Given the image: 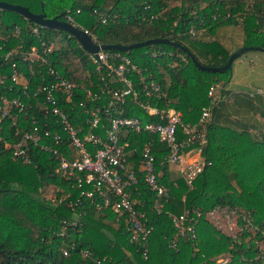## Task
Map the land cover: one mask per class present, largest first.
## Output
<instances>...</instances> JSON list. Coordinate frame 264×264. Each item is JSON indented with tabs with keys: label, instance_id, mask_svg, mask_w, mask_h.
<instances>
[{
	"label": "trees",
	"instance_id": "obj_1",
	"mask_svg": "<svg viewBox=\"0 0 264 264\" xmlns=\"http://www.w3.org/2000/svg\"><path fill=\"white\" fill-rule=\"evenodd\" d=\"M0 2L26 7L34 14L43 11L48 18L59 17L63 21L69 11L75 24L87 31L98 45L127 46L151 39L174 42L175 45L137 48L141 50L138 57L133 55L137 49L130 50L128 55L143 70L154 74L167 93V100L159 106L174 107L181 114L182 125L197 123L203 108L209 104V88L228 81L230 71H201L190 57L203 66L225 65L231 53L216 39L220 28L238 27L242 31L243 47L264 49V0ZM34 26L21 15L0 9V73L9 78L11 64L16 62L31 92L42 83V76L46 77L44 82L51 81L46 75L48 64L38 68L37 64L25 63L20 58V54L30 51L32 46H39V38L31 32ZM201 31L209 36L206 40H200L193 33ZM40 38L46 42L58 41L49 59L53 69L86 87L95 84L97 75L88 62L87 52L80 45L71 46L69 40L73 37L69 33L53 30L49 35L43 27ZM12 49L16 52L5 62V55ZM77 62L83 64L91 79L78 80ZM127 109L126 116L138 117L145 122L152 120L131 103ZM104 125L107 127V123ZM23 126L20 130L15 127L6 130L5 139L11 143L18 141L29 131L31 124L28 122ZM181 129L179 126V140L185 139ZM130 138L137 144V151L129 157L137 176L132 198L151 228L146 259L142 257V245L130 241L124 223L117 221L110 209L96 210L88 200H83V208L68 206V201L78 197L74 180L56 172L57 163L48 153L32 148L31 162L24 164L13 160L11 149L0 144V264H217L226 257L230 258L229 264H264V253L259 254L258 246L247 241L245 232L238 233V243L205 218L198 223V250L195 253L186 240L178 243L177 250L169 247L174 236L169 215L178 216L184 209L196 208L206 213L218 207L234 208L264 230V137L256 139L247 132L210 122L207 144L201 155L211 165L193 180L191 188L169 170V165L161 164L167 149L157 137L132 133ZM146 141L153 144L156 171L162 173L160 182L168 190V200L161 211L153 208L155 194L144 184L139 166V150ZM45 184L58 188L57 202L41 196ZM82 210L86 213L79 217ZM73 222H76L75 226ZM247 225V222H240L245 231ZM255 238L264 243L261 234H255ZM64 250L69 256L63 255ZM86 250L91 257L82 254Z\"/></svg>",
	"mask_w": 264,
	"mask_h": 264
},
{
	"label": "built area",
	"instance_id": "obj_2",
	"mask_svg": "<svg viewBox=\"0 0 264 264\" xmlns=\"http://www.w3.org/2000/svg\"><path fill=\"white\" fill-rule=\"evenodd\" d=\"M65 18L67 23L84 31L97 44L87 31L75 24L69 11ZM42 28L39 25L31 28L32 34L39 38V46H32L30 51L21 53L20 58L25 63L37 64L38 68L48 64L46 75L51 81L44 82L46 77L42 76V83L31 92L16 62L11 64L9 78L0 73V144L11 149L13 160L24 164L31 162L32 148L48 153L57 163L56 172L74 180L73 187L78 191V197L68 201V206L83 208V200H88L96 210L110 209L117 221L124 223L130 241L142 245V257L146 259L151 228L132 198L137 176L129 157L137 151V144L131 141L130 135L146 133L157 137L167 149L161 164L176 167L180 177L191 188L193 180L211 165L201 154L207 144L212 110L220 100L216 95L218 85L209 88V104L203 108L198 122L182 125L181 114L174 107L159 106L160 102L167 100V93L157 78L143 70L128 52L99 50L95 54L87 53L97 80L94 85L86 87L50 66V55L58 41L42 40ZM16 50H10L4 61L8 62ZM76 68L78 80L91 79L81 62L76 63ZM256 92L261 94L260 90ZM128 103L139 107L152 120L145 122L138 117L126 116ZM28 122L31 124L29 131L24 132L18 141L11 143L5 139L6 130L12 127L20 130ZM179 126L185 136L183 140L178 139ZM152 149L151 142L142 144L139 166L144 184L155 194L153 208L161 211L168 200V190L160 182L162 173L156 171ZM85 213L82 210L78 216ZM169 217L174 229V236L169 241L172 250H177L178 243L186 240L195 253L198 250V223L205 218L238 243V233L242 235L245 232L247 241L258 246L259 254L264 253V243L255 238V234L264 237V230L234 208L218 207L206 213L196 208L184 209L180 215ZM240 222L248 223L245 226L247 231ZM72 225L75 226L76 222ZM82 254L91 257L87 250ZM63 255L67 257L69 252L64 250ZM229 262L230 258L226 257L217 264Z\"/></svg>",
	"mask_w": 264,
	"mask_h": 264
},
{
	"label": "crops",
	"instance_id": "obj_3",
	"mask_svg": "<svg viewBox=\"0 0 264 264\" xmlns=\"http://www.w3.org/2000/svg\"><path fill=\"white\" fill-rule=\"evenodd\" d=\"M216 39L231 54L243 47L242 31L235 26L220 28ZM250 51L259 53L245 52L233 62L228 81L216 84L220 100L212 110L209 123L260 139L264 137V95L254 90L264 91V51ZM169 170L180 177L176 167L170 166Z\"/></svg>",
	"mask_w": 264,
	"mask_h": 264
},
{
	"label": "water",
	"instance_id": "obj_4",
	"mask_svg": "<svg viewBox=\"0 0 264 264\" xmlns=\"http://www.w3.org/2000/svg\"><path fill=\"white\" fill-rule=\"evenodd\" d=\"M43 8V5L41 6ZM0 9L15 12L22 17H24L29 23H33L35 25H39L41 27L51 29V30H60L69 33L81 46V48L89 53L95 54L99 50H115L121 52H129L130 50L142 48L149 45H157V44H172L175 45L174 42H170L167 39H151L142 43H136L132 45H98L95 44L92 39L82 30L72 26L71 24L67 23L66 21L60 20L59 17L48 18L45 12H41L39 14L31 13L28 8L22 7L19 5H11L5 2H0ZM252 50L249 47H242L237 51L233 52L225 65L222 67H208L203 66L197 62V60L191 57L192 62L194 65L201 71L213 72V73H225L226 71H230L232 68L233 62L242 56L245 52ZM257 50L264 51L262 48H257Z\"/></svg>",
	"mask_w": 264,
	"mask_h": 264
},
{
	"label": "rangeland",
	"instance_id": "obj_5",
	"mask_svg": "<svg viewBox=\"0 0 264 264\" xmlns=\"http://www.w3.org/2000/svg\"><path fill=\"white\" fill-rule=\"evenodd\" d=\"M177 4V3H175ZM174 5V4H173ZM47 32L49 33V35H51L53 33V30L51 29H47ZM194 34H196L197 37H199L200 40H206V38H208L209 36L208 35H204L203 31H201L200 33H195L193 32ZM202 33V34H201ZM65 40V43L68 42L67 39H64ZM71 46H76L78 47V42L73 38L71 40H69ZM141 53V50L140 49H137V50H134L133 51V55H135V57H138L137 54ZM256 53H259L257 51H250V52H246L247 55H251V54H256ZM261 53V52H260ZM248 57V56H247ZM74 67V65H73ZM76 67V66H75ZM254 91H257V90H254ZM261 91V90H260ZM261 94L264 95V91H261ZM176 175V174H175ZM58 188L55 187L54 185H51V184H45L43 186V188L41 189L40 193H41V196L44 197L45 199H48L50 201H52L53 203L57 202V192H58ZM63 198V197H62ZM263 246V245H262ZM264 247V246H263Z\"/></svg>",
	"mask_w": 264,
	"mask_h": 264
}]
</instances>
